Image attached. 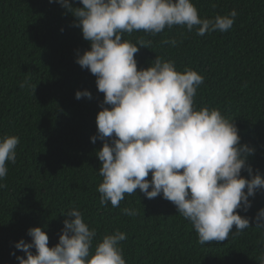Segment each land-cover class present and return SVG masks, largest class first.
Segmentation results:
<instances>
[{"label":"trees","instance_id":"trees-1","mask_svg":"<svg viewBox=\"0 0 264 264\" xmlns=\"http://www.w3.org/2000/svg\"><path fill=\"white\" fill-rule=\"evenodd\" d=\"M192 3L202 18L235 9L232 28L198 36L195 28L188 32L176 25L156 35L134 31L123 39L151 41L134 56L138 70L160 57L173 61L178 71L187 67L202 75L194 107L216 108L233 120L240 144L252 149L240 175L250 179V167L252 175L264 178V0ZM69 4L82 7L79 0ZM75 20L56 0H0V138H19L16 162H6L8 173L0 181L6 185L0 188V264H18L16 257L24 253L15 243H30L27 233L33 227L45 232L48 247L55 246L68 219L63 213L73 207L96 230L94 244L116 230L126 234L120 242L126 264H259L264 224L255 217L264 209V189L248 198L246 211L236 210L249 219L248 228L234 234L233 226L227 240L204 245L162 195L148 199L137 189L125 194L119 207L101 205L96 152L103 142L90 137L97 135L101 105L110 106L103 104L96 77L76 63L90 43ZM172 39L177 46L162 43ZM85 90L90 98H75L76 91ZM124 208L137 214L125 215Z\"/></svg>","mask_w":264,"mask_h":264},{"label":"clouds","instance_id":"clouds-1","mask_svg":"<svg viewBox=\"0 0 264 264\" xmlns=\"http://www.w3.org/2000/svg\"><path fill=\"white\" fill-rule=\"evenodd\" d=\"M56 2L76 18L74 26L90 43V50L78 55L76 63L96 77L103 104L110 106L101 105L97 135L90 137L93 143L96 139L103 142L96 152L101 162L102 182L97 187L101 205L110 202L119 207L125 194L137 189L148 199L162 195L190 221L201 245L227 240L233 226L234 234L248 228L249 219L236 210L250 207L248 198L264 189V178L252 175L250 167V179L240 175L252 149L240 144L233 120L216 108L194 107L202 75L187 67L178 71L173 61L160 57L138 70L134 56L151 41L133 44L123 39L134 31L156 35L176 25L188 32L195 28L198 36L227 32L236 10L202 18L192 0H79L82 7L75 8L69 0ZM162 43L177 46L178 42ZM90 95L86 90L76 91L75 98ZM18 143L16 136L0 138V181L8 173L6 162H16ZM149 173L150 181L146 179ZM123 213L137 214L130 208ZM63 214L68 219L55 246L48 247L49 238L40 227L28 230L30 243L23 239L15 243L24 253L16 257L18 264H126L120 246L127 239L125 233L116 230L94 244L96 230L84 222L79 209L73 207ZM255 219L258 225L264 224V209ZM259 264H264V255Z\"/></svg>","mask_w":264,"mask_h":264}]
</instances>
